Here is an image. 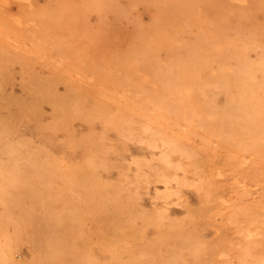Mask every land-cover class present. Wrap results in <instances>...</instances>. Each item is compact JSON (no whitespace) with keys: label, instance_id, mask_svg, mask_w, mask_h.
<instances>
[{"label":"rangeland","instance_id":"obj_1","mask_svg":"<svg viewBox=\"0 0 264 264\" xmlns=\"http://www.w3.org/2000/svg\"><path fill=\"white\" fill-rule=\"evenodd\" d=\"M239 94L264 100V0H0L15 259L264 264V140L240 162L204 137Z\"/></svg>","mask_w":264,"mask_h":264},{"label":"bare ground","instance_id":"obj_2","mask_svg":"<svg viewBox=\"0 0 264 264\" xmlns=\"http://www.w3.org/2000/svg\"><path fill=\"white\" fill-rule=\"evenodd\" d=\"M241 81H243L242 78L228 80L236 87ZM249 86L251 87L250 83ZM246 91L250 90L246 89ZM154 109L156 108L154 107ZM220 113H224V115L221 117L219 115V126L210 128L204 133L206 144L216 143L222 150L233 151L240 162H245L251 158L252 148L264 140V100L262 103H258L251 95L239 94L235 98H230L220 108ZM176 116L180 125L187 127L190 124L183 113H177ZM259 226L263 227L264 221H261ZM254 229L255 226L250 225L247 228V234H253ZM61 244V237L53 233L48 245L54 249ZM13 246L14 243L4 228L2 217H0V264H21L14 257ZM144 260H140L138 256L135 261L138 264H143ZM89 261L91 264L94 263L93 258Z\"/></svg>","mask_w":264,"mask_h":264}]
</instances>
